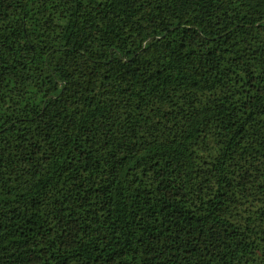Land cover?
Returning <instances> with one entry per match:
<instances>
[{
	"label": "trees",
	"instance_id": "trees-1",
	"mask_svg": "<svg viewBox=\"0 0 264 264\" xmlns=\"http://www.w3.org/2000/svg\"><path fill=\"white\" fill-rule=\"evenodd\" d=\"M0 264H264V0H0Z\"/></svg>",
	"mask_w": 264,
	"mask_h": 264
}]
</instances>
